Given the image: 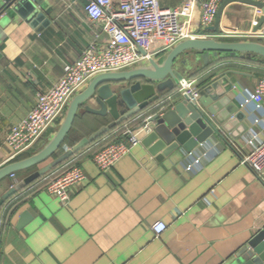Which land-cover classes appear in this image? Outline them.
<instances>
[{"label":"crops","instance_id":"crops-1","mask_svg":"<svg viewBox=\"0 0 264 264\" xmlns=\"http://www.w3.org/2000/svg\"><path fill=\"white\" fill-rule=\"evenodd\" d=\"M158 1L169 9L192 4L190 29L197 38L264 42L247 35L259 19L250 5L226 4L215 33L200 30L203 0ZM85 3L47 0L44 12L50 23L40 29L11 11L0 16V162L9 154L4 145L9 128L24 120L36 94L51 87L63 65L76 61L90 41H107L86 17ZM260 62L228 57L212 64L238 72L227 77L234 85L228 95L244 115L240 125L246 131L239 138L226 137L227 142L213 137L191 153L176 150L156 160L141 143L147 132L134 124L136 144L113 166L99 170L90 154L101 137L70 157L84 178L66 203L40 188L44 178L62 171V163L1 206L0 264H219L235 254L264 225V175L240 164V156L251 148L249 141L264 139V101L259 108L247 101L263 78L253 70ZM184 72L197 86L201 73L195 66ZM176 86L167 96L178 93ZM62 118L25 150L24 158L47 142ZM109 121L79 110L64 148ZM195 157L199 166L188 170ZM45 163L0 181V194ZM157 221L166 229L156 237L151 225Z\"/></svg>","mask_w":264,"mask_h":264},{"label":"water","instance_id":"water-1","mask_svg":"<svg viewBox=\"0 0 264 264\" xmlns=\"http://www.w3.org/2000/svg\"><path fill=\"white\" fill-rule=\"evenodd\" d=\"M230 2L247 4L260 10V17L251 32L263 24L264 6L260 3L254 0H225L217 9L214 24L208 26L206 31L218 33L220 14ZM46 3L47 0H0V16L11 11L33 28L40 25V29L50 23L44 12ZM139 51L143 53L141 49ZM228 57L262 60L264 43L195 37L178 42L159 60L153 57L133 69L98 73L69 101L61 123L47 142L24 159L0 167L2 181L26 168L47 162L13 182L7 191L0 194V208L26 185L136 115H149L150 128L141 143L156 160L176 150L191 153L213 137L227 142L226 137L232 140L239 138L246 131L240 125L244 115L228 95L234 85L227 77L229 73L238 72L229 69L221 71L220 65H212ZM191 66L201 73L197 83L198 98L190 101L187 95L181 93L167 96V92L184 77V70ZM79 110L95 117H108L110 121L65 149L63 143ZM59 149L63 151L62 154L54 158ZM219 264H264V225L252 234L244 247Z\"/></svg>","mask_w":264,"mask_h":264},{"label":"built area","instance_id":"built-area-1","mask_svg":"<svg viewBox=\"0 0 264 264\" xmlns=\"http://www.w3.org/2000/svg\"><path fill=\"white\" fill-rule=\"evenodd\" d=\"M84 12L88 20L98 25L107 36L106 42L90 41L78 59L64 64L60 78L48 89L36 94V101L20 123L9 128L4 145L8 157L0 167L31 147L43 133L53 127L75 94L98 73L133 69L155 55L165 53L180 41L195 38L190 29L189 15L192 4L174 8H163L158 0H85ZM225 0H203L199 3V27L205 31L215 20L219 5ZM264 6V0H254ZM260 17V10L253 8ZM248 37L264 39V21ZM207 37L206 35H201ZM139 49L143 51L140 53ZM176 92L187 95L189 100L198 98L194 79L182 77ZM247 101L259 108L264 101V78L258 79ZM149 115H136L117 125L102 137V143L91 152L90 157L99 170L113 166L138 141L133 134L134 124L148 131ZM120 137V138H119ZM250 149L240 156V164L246 165L258 176L264 175V139L249 141ZM200 159L195 157L187 164L188 170L198 167ZM61 172L48 176L40 188L66 203L75 187L84 178L83 170L71 161H66ZM166 229L162 221L154 222L151 230L157 237Z\"/></svg>","mask_w":264,"mask_h":264},{"label":"trees","instance_id":"trees-1","mask_svg":"<svg viewBox=\"0 0 264 264\" xmlns=\"http://www.w3.org/2000/svg\"><path fill=\"white\" fill-rule=\"evenodd\" d=\"M262 43H264V42H262ZM253 61H255V62H260V61H262V63L260 62V63H259L260 65H257L255 68H253V70H254V72H256L259 76H263V78H264V65H263L264 59L259 60V61H257V60H253ZM88 115H89V114H88ZM90 116H92V115H90ZM94 117H95V116H94ZM97 118H98V117H97ZM101 118H102V117H101ZM85 122L88 123V122H90V121H89V119H88V120H86ZM58 123H59V121L57 122V124H58ZM110 132H111V130H110ZM110 132H108V133H106V134H109ZM106 134H104V135H106ZM104 135H103V136H104ZM69 136H70V132H69V134L67 135V137H66L64 143H65L66 140L69 138ZM103 136H101V137H103ZM101 137H99V139H100ZM119 138H120V137H119ZM99 139H97L96 141H98ZM96 141H94V142H96ZM94 142H92V143H90V144H93ZM64 143H63V144H64ZM90 144H89V145H90ZM62 152H63V151H62L61 149H59L58 152H57L53 157H54V158L58 157L59 155L62 154ZM25 153H26V152H24V153L18 155L17 157H15V158H14V161L23 159ZM69 160H70V157L67 158V159H65L64 161H62V163H65L66 161H69ZM62 163H61V165H62ZM71 163H73V162H71ZM9 214H10V212H9Z\"/></svg>","mask_w":264,"mask_h":264}]
</instances>
